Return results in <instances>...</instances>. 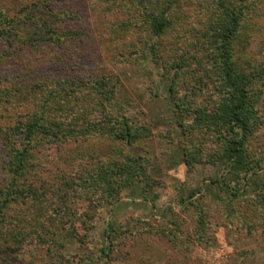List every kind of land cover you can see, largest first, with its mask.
Masks as SVG:
<instances>
[{"label": "rangeland", "instance_id": "374dc122", "mask_svg": "<svg viewBox=\"0 0 264 264\" xmlns=\"http://www.w3.org/2000/svg\"><path fill=\"white\" fill-rule=\"evenodd\" d=\"M20 1L4 3L13 9L19 3L28 2ZM248 3L235 47L238 55L247 62L245 71L253 76L258 126L250 135L246 153L252 164L260 163L256 168L260 179L264 173V0H248ZM188 8H175L176 15L179 11L185 15L187 10L190 16L181 17L176 28L157 38L141 27L121 28L128 17H136L137 8L132 13L113 14L104 11L98 0H59L53 9L54 15L61 20L59 30L78 32L77 35H61L60 43L44 42L21 51L20 42L14 40L11 44L20 53L16 52L0 64V75L20 67L21 58L31 57L33 62L23 69L30 71L32 76L44 79L77 77L79 85L85 87V94L94 92L92 87L98 83L103 82L105 85L102 86L107 89L118 79L110 109L145 123L151 127L152 137L144 143L150 157L149 179L137 178L122 191L118 201L101 205L86 237L70 236V232L63 230L61 219L49 212L39 223L28 214L29 208L20 202L13 204L1 226V264H264V228L257 224L246 225L240 217L239 208L244 207V216L257 222L253 207L248 208L239 201L244 198L228 195L220 184L225 177L236 190L250 191L249 176L243 173L238 178L228 173L222 176L223 164L218 159L222 146L218 138L215 141L210 138L217 137L215 132L199 128L194 136L184 135L178 121H192L194 114L179 117L173 101L177 96L169 92L171 78L177 75L178 93L186 94V104L212 108L220 98L218 90L222 84L208 59L212 56L211 48L199 37L206 33L208 20L200 15L201 8ZM139 17L138 22L143 18L142 14ZM181 24L184 30L180 28ZM151 43L159 47L154 59L148 49ZM46 56L55 63L47 61ZM42 57L46 61L39 64ZM196 76L206 82V87L199 89V84L194 81ZM71 90H75L73 85ZM67 100L71 104V97L65 98ZM58 114L61 118L65 113ZM96 115L97 112L93 113ZM191 141L196 143L194 150L201 151L203 156L195 155L192 165L186 166L182 147ZM108 150V144L102 140L81 142L71 139L57 146L46 143L43 148L39 144L32 156L33 168L13 174L10 154L0 142V186L13 180V176L26 187L40 182L54 186L66 180V166L76 151L95 156ZM196 200L205 204L206 230L209 232L204 240L193 241L190 237L197 232V212L184 211L182 207ZM77 206L82 209L84 202L78 200ZM169 206L178 214L182 213L184 218L178 224L182 234L180 245L178 239L174 243L167 236L177 227L164 220L163 209ZM233 210L238 217L233 218ZM21 213L26 214V220ZM19 216L21 218L17 220ZM231 220L233 223L228 225ZM52 221L53 226L50 225ZM108 222L121 229L112 233L109 239ZM54 225L59 228L54 230ZM51 227L48 233L54 232V240L42 241L41 233ZM185 234H189L188 238Z\"/></svg>", "mask_w": 264, "mask_h": 264}, {"label": "trees", "instance_id": "16d2710c", "mask_svg": "<svg viewBox=\"0 0 264 264\" xmlns=\"http://www.w3.org/2000/svg\"><path fill=\"white\" fill-rule=\"evenodd\" d=\"M8 1L12 0H0V64L18 52L11 45L14 40L20 42L19 51H21L29 46L37 47L44 42L60 43L61 35L70 37L78 34L70 30H59L62 26L61 20L53 13L54 5L59 0H26L27 3H19V6L13 9L6 7ZM98 1L104 11L113 14H128L132 13V10L136 11L137 8L136 17H128L123 21L121 28L141 27L157 38L167 35L176 28L183 16L184 18L190 16L187 10L185 15L181 11L176 15L175 8L178 10L189 9L188 7L191 6L195 9L201 8L200 15L205 21L208 20V25H206V33H201L199 37L203 38L211 48L212 58L208 57V59L211 60L213 71L222 84L218 90L220 98L212 108L186 104L188 102L186 94L178 93L177 75L171 78L169 92L177 96L173 101L179 117L183 114H194L192 121H178L184 135L194 136L196 129L199 128H208L215 132L217 137L210 138L214 141L218 138L217 141L222 146L218 158L223 164L222 176L226 173L236 178L242 173L249 176L250 191L236 190L227 183L225 177H222L220 184L224 186L222 189L228 195L244 198L239 201L248 208L253 207L257 222L244 216L246 208H239L240 217L245 224H257L264 228V173L258 179L256 168L260 163L252 164L246 153L250 135L258 126L256 115L258 103L253 99V76L245 71L247 62L242 60L235 47L243 14L248 9V4L252 2L248 3V0ZM174 6L176 7L173 9ZM139 9H141L140 13ZM140 14L143 18L138 22ZM180 28L184 30L183 24ZM193 33H197L196 30H193ZM148 49L154 59L159 49L158 44L151 43ZM46 57L47 61L55 63V60ZM21 60L20 67L0 75V142L5 149L7 148L12 159L10 165L12 173L18 174L21 170L33 168L32 156L39 144L43 148L46 143L57 146L71 139H79L81 142H87L89 139L102 140L106 141L109 150L103 154H94L95 156L84 151H76L66 166V180L63 179L54 186L40 182L39 185L31 184L26 187L18 182L17 176H13V180L1 185L0 232L8 209L20 202L22 206L29 208L28 214L37 219L35 221L40 223V218L49 212L61 219L63 230L70 232V236L86 237L101 205H111L118 201L122 191L137 178L149 179L150 157L144 148V143L152 137V129L130 115L110 109L109 104L115 95L118 79L107 89L102 86L105 85L103 82L98 83L96 87H92L94 92L85 94V87L79 85L76 81L77 77L35 78L30 71L23 69L33 62V58H21ZM46 60L42 57L38 63L41 64V61ZM180 66L177 65L178 68ZM34 67H38L36 62ZM61 67L63 68V64ZM194 78L195 83L200 86L199 89L206 87V82L201 77ZM71 85L75 90H71ZM70 97L71 104L70 100L65 101V98ZM59 112L65 113L64 116L59 118ZM96 112L97 115L93 116ZM194 145L196 143L191 141L190 144L182 147L183 163L186 166L192 165L195 155H200L199 158L203 156L201 151L194 150ZM255 176L258 178L255 179ZM78 200L84 202L82 209L77 206ZM204 206L203 202L196 200L182 207L184 211L197 212L195 215L197 232L190 237L193 241L204 240L206 233L209 232V229L206 230L208 217L206 218L207 209ZM21 215L26 220V214L21 213ZM224 216L231 217L227 214ZM238 216L233 210V218ZM163 217H166L165 222L177 224L174 231L169 233L170 236H167L174 243L178 239L180 245L182 234L178 224L184 221L182 213L178 214L169 206L163 209ZM20 218L21 216L17 217V220ZM231 223L232 220L228 225ZM50 225L53 226V221ZM57 228L59 227L54 225L53 229L57 230ZM108 228V239L112 233L121 230L118 225L110 222ZM134 228L138 227L134 226ZM50 230L52 227L47 232L41 233L42 241L54 240V232L48 233ZM188 236L189 234H185L186 238Z\"/></svg>", "mask_w": 264, "mask_h": 264}]
</instances>
